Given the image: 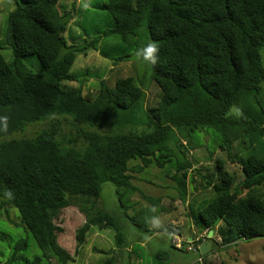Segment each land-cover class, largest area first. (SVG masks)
Here are the masks:
<instances>
[{"label":"trees","instance_id":"trees-1","mask_svg":"<svg viewBox=\"0 0 264 264\" xmlns=\"http://www.w3.org/2000/svg\"><path fill=\"white\" fill-rule=\"evenodd\" d=\"M13 1L4 35L12 61L0 48V213L6 204L18 210L19 224L32 233L41 255L27 259L18 244L8 261L72 264L92 227L114 228L122 247L121 224L99 202L103 184L136 191L133 173L153 160L160 167L174 162L183 199L193 190L214 193L198 216H189L199 238L197 250L210 230L214 247L264 237V0L96 4L114 20L104 35L126 45L116 57L101 51L112 70L132 57L128 48L135 51L146 40L150 79L159 88L154 104L135 75L98 79L92 99L84 95L82 83L70 86L83 62L78 64L79 57L89 48L98 50L102 36L86 45L69 44L65 33L77 0ZM30 55L37 56L39 72L26 66ZM211 130L218 149L206 147L208 155L200 162L189 159L183 140L191 144L201 133L212 135ZM247 142L250 149L238 157L235 146ZM138 160L143 165H131ZM234 163L240 176L230 167ZM69 206L85 216L75 231L74 254L60 244L64 228L57 223ZM115 261L110 257L100 264Z\"/></svg>","mask_w":264,"mask_h":264},{"label":"rangeland","instance_id":"rangeland-1","mask_svg":"<svg viewBox=\"0 0 264 264\" xmlns=\"http://www.w3.org/2000/svg\"><path fill=\"white\" fill-rule=\"evenodd\" d=\"M107 0H77L73 20L69 23L65 33L69 44L86 45V41L99 35V49L89 48V54L78 59L75 72L77 81H72L70 86L83 84V92L87 98L92 99L95 82L100 78H107L113 73V77L135 75L143 80V86L150 104H154L158 97L159 88L150 79V67L146 60L144 46L146 40L143 39L137 45L136 50L128 48L131 58L119 63L114 70L109 57L102 54L106 52L110 57L122 54L126 46L120 42L119 38L111 35L105 36L104 32L114 25L112 16L106 9L96 7V4H103ZM62 4L65 0L61 1ZM66 5H69L67 1ZM15 7L13 0H0V48L5 59L12 61V48L4 38L7 26L8 14ZM119 39V40H118ZM95 57V59H94ZM100 59V61H99ZM26 66L39 72L41 66L36 55H30L24 59ZM139 85H142L138 80ZM39 127H33L34 131ZM210 135L206 133L196 134L199 136L191 144L183 140L188 145L189 159L196 157L199 162L205 160L208 151L216 150L217 142L214 141L217 133L211 130ZM244 146L237 143L234 152L238 157L245 156L250 149L249 143ZM207 147V148H206ZM218 151V150H217ZM219 155V151L215 153ZM195 160V159H194ZM136 162L143 165L140 160ZM205 162V161H204ZM212 163V162H210ZM195 164V162H194ZM197 164V163H196ZM230 167L236 171V176H240V165L231 164ZM176 173L174 162H167L160 167L156 160L148 166L143 165L139 173H133V183L138 190H124L116 187L111 182H105L102 187L100 204L115 214L122 226L124 242L131 247V254L125 249L123 252L117 251L115 240L116 231L112 227L98 228L92 227L88 238L72 264H100L110 257H115V264H199L200 251L190 245L186 249L178 248L172 234L187 236L191 232L190 217L198 216L201 207L205 202L214 197L211 189L193 190V181L190 176V186L193 191L188 192L183 199L173 175ZM193 179V178H192ZM247 195L245 192L243 196ZM5 213H0V264H25L26 259L8 261L14 246L22 244L24 249L20 253L27 259L33 260L41 255V250L32 236V233L23 225L20 213L13 206L6 204ZM8 214V216H7ZM85 221V216L75 207L69 206L62 210L57 223L64 228V232L59 235L60 244L70 253L74 254L76 249L75 231ZM185 222V224H184ZM180 227L181 234L174 232L169 234L168 228ZM6 235L5 238H3ZM190 236V235H189ZM202 240L203 237H201ZM116 251V252H115ZM211 253L209 257L208 254ZM206 262L208 264H264V237H256L251 240H239L230 246L217 244L207 253ZM42 264H46L43 262Z\"/></svg>","mask_w":264,"mask_h":264},{"label":"water","instance_id":"water-1","mask_svg":"<svg viewBox=\"0 0 264 264\" xmlns=\"http://www.w3.org/2000/svg\"><path fill=\"white\" fill-rule=\"evenodd\" d=\"M191 181H193L192 176H191ZM219 220H220V218H218L215 223L218 224ZM213 235H214V230H210L209 233H208V238L209 239L207 241L201 242V244L199 246V249H200V253L202 255L207 254L210 251V249H211V247L213 245V241L210 238H212ZM192 240H193V237L190 236L189 237V242L185 244V248L188 246V244H190V242Z\"/></svg>","mask_w":264,"mask_h":264},{"label":"built area","instance_id":"built-area-1","mask_svg":"<svg viewBox=\"0 0 264 264\" xmlns=\"http://www.w3.org/2000/svg\"><path fill=\"white\" fill-rule=\"evenodd\" d=\"M172 239H173L175 245H176L178 248H182L183 245H184V242L186 241L185 238H183L184 240H182V237H181L180 235H177V234H173ZM198 239H199V238L197 237V238L195 239V241H197ZM219 241H220V240H219ZM198 246H199V245H198ZM198 246H197V247H198ZM192 248H196V247L193 246ZM198 261L201 262V264H208L203 256H200V259H199Z\"/></svg>","mask_w":264,"mask_h":264},{"label":"crops","instance_id":"crops-1","mask_svg":"<svg viewBox=\"0 0 264 264\" xmlns=\"http://www.w3.org/2000/svg\"><path fill=\"white\" fill-rule=\"evenodd\" d=\"M184 224H185V222H184ZM191 232H190V234L188 233V235L187 236H183V237H185L187 240L189 239V237L191 236V234L192 233H195L196 232V229H195V224H193V223H191ZM179 226H182V225H179ZM179 226H176V227H173V228H175V229H180V227ZM181 230V229H180ZM173 232H169V234H170V236H171V234H172ZM190 235V236H189ZM131 247H129V246H127L126 244H125V242L123 243V246L122 247H120V246H118L117 247V251L119 252H123L122 251V249H125L126 251H128L129 252V254H131L132 252H130L131 251V249H130ZM185 249V248H184ZM116 252V251H115ZM208 256L210 257L211 256V253H209L208 254ZM207 258V257H206Z\"/></svg>","mask_w":264,"mask_h":264},{"label":"clouds","instance_id":"clouds-1","mask_svg":"<svg viewBox=\"0 0 264 264\" xmlns=\"http://www.w3.org/2000/svg\"><path fill=\"white\" fill-rule=\"evenodd\" d=\"M147 51H148V52H152V51H153L152 46H149V48L147 49ZM153 62H154V61H153ZM193 234H194V236L191 235V236L193 237V240L190 242V244H188L187 247H189L190 245H191L192 247L194 246V241H195V239L197 238V237H196L197 234H196V232L193 233ZM172 236H173V235H172ZM183 238H185V237H183ZM185 239H186V238H185ZM203 239H205V240H202L201 242H203V241H207L209 238H208V239L203 238ZM218 240H219V239H218ZM188 242H189V239H188V240L186 239V243H188ZM201 242L198 244L199 246H200ZM186 243H184V245H183L184 248H185V244H186ZM199 246H198V248H199ZM215 246H217V245H215ZM221 246H222V245H221ZM187 247H186V248H187ZM194 247H195V246H194ZM186 248H185V249H186ZM214 248H215V247L213 246V249H214ZM199 250H200V249H199ZM204 255H205V254H204ZM201 256H203V255L201 254Z\"/></svg>","mask_w":264,"mask_h":264}]
</instances>
